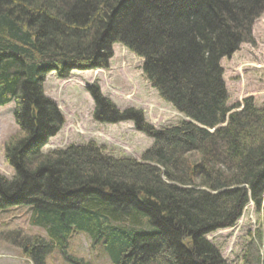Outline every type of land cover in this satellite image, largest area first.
<instances>
[{"label":"trees","instance_id":"1","mask_svg":"<svg viewBox=\"0 0 264 264\" xmlns=\"http://www.w3.org/2000/svg\"><path fill=\"white\" fill-rule=\"evenodd\" d=\"M263 14L264 0H0V109L14 104L20 129L6 146L14 175H0V211L25 209L46 235L7 240L32 264L56 249L91 264L68 255L78 233L111 264H231L207 236L262 206L264 103L231 107L221 64L255 45ZM116 44L187 120L157 128L94 84L95 121L132 122L152 146L139 160L94 141L42 152L65 120L45 95L47 76L108 70Z\"/></svg>","mask_w":264,"mask_h":264},{"label":"rangeland","instance_id":"2","mask_svg":"<svg viewBox=\"0 0 264 264\" xmlns=\"http://www.w3.org/2000/svg\"><path fill=\"white\" fill-rule=\"evenodd\" d=\"M253 35L255 45L244 44L232 58L222 61L230 106L240 104L250 96L258 105L264 103V14L256 21ZM113 53L108 70L74 71L64 80L55 73L47 76L45 95L57 104L65 120L60 132L42 152L94 141L106 149L107 155L139 160L152 146V139L138 132L132 122L111 125L95 121V103L89 93V86L94 84L99 85L102 94L119 109L144 111L146 121L157 128L174 126L184 120V116L165 103L146 80L142 59L119 44L114 45ZM14 107L10 104L0 109V175L10 180L14 170L6 162V146L20 136ZM24 234L46 236L43 230L29 224L25 209L0 211V264H32L11 240H7L17 241ZM207 239L231 264H242L246 259L254 264H264V200L259 210L250 204L233 228L219 230L208 235ZM69 245L70 257L91 264H111L99 248L91 247L87 235H73ZM47 264L71 263L56 249L47 259Z\"/></svg>","mask_w":264,"mask_h":264},{"label":"water","instance_id":"3","mask_svg":"<svg viewBox=\"0 0 264 264\" xmlns=\"http://www.w3.org/2000/svg\"><path fill=\"white\" fill-rule=\"evenodd\" d=\"M184 120H187L186 118Z\"/></svg>","mask_w":264,"mask_h":264}]
</instances>
